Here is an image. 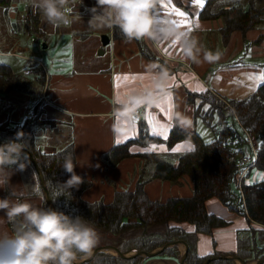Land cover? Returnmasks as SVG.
<instances>
[{
  "label": "crops",
  "instance_id": "0c3cea01",
  "mask_svg": "<svg viewBox=\"0 0 264 264\" xmlns=\"http://www.w3.org/2000/svg\"><path fill=\"white\" fill-rule=\"evenodd\" d=\"M206 1L202 0V4L197 5L195 0H160L156 9L161 20L171 19L173 21H179L182 18L178 17L172 9L183 11L188 24L181 25L179 28L195 36L202 50L208 47L210 32L217 36L219 57L215 60V64L209 67L208 62L204 61L201 55L199 60L201 74L194 70L191 60L182 57L179 43L156 44L149 39L128 42L123 38H113V28L101 31L102 35H108L109 44L105 47L102 43L101 46H93V50H90L91 56H88L99 66L101 57L107 53L109 63L106 67L89 72L77 71L69 76L63 68L52 70L38 62L42 78L39 83L40 97L37 99L40 106V118L51 119L54 125H36V144L44 151L53 152L65 143L73 142L76 169L92 181L91 186L82 195L84 200L110 203L116 191L132 190L141 175L142 180L146 181L145 192L151 200L163 202L170 197H190L192 182L189 176H183L174 183L149 179L153 167H145L144 160L140 157L133 156L112 166L104 162L103 156L112 147L137 139L139 124L142 123L150 136L160 138L162 142L147 143L144 147L134 143L130 146L131 153L137 155L142 152H152L176 164L177 157L189 151L192 146L187 141H181L169 148L165 141L172 128L176 126L175 112H180L190 119V124L186 128L178 127L179 129L196 132L199 118L194 116L195 103L187 102L189 95L211 93L222 100H241L255 92L264 82V40L256 43L259 35L264 33V25L258 26L260 29L253 38L248 36L258 27L246 34L233 32L228 42L224 43L220 32L223 27L222 19L203 20L199 17ZM234 1L242 6H247L252 2L256 8L264 9V0H218L214 8L217 11L220 8L229 7ZM94 6L95 0H83L82 4L80 0H71L66 5L72 10L70 12L74 21L72 24L79 25V29L75 32L81 38L95 31L82 27L91 18L86 9ZM28 11H32L29 0H12L7 11L0 7V58L18 56L28 60L29 63H37L30 57L17 54L12 50L17 42H22V36L30 33L26 23ZM78 13L81 19L78 18ZM39 19L40 29L44 33L41 15ZM74 35L73 30L72 36ZM139 42L144 45L146 52L155 61L141 51ZM10 47L12 48L9 49ZM100 50L103 54L97 57L100 54L96 53ZM74 53L76 54L75 51ZM82 54L84 53L78 54L79 60L88 61V58L81 59ZM149 64L162 66L168 71L169 81L166 89L168 95L159 104L141 107L131 121L121 118L118 111L119 105L115 103L116 99L126 95L132 89H143L149 85L145 70ZM118 77L119 80H117ZM125 77L128 79L125 80ZM203 77L208 78L209 81ZM14 94L16 92L1 96L0 102L8 104L11 109L10 113L8 112L9 119L14 123H21L32 107L25 106L22 118L15 116L16 103L11 97ZM44 104L46 108L43 107ZM47 112L52 116H47ZM233 125L236 126L237 123L233 122ZM69 138L70 140L66 142ZM170 157L174 159H169ZM252 172L253 170L248 177L252 175ZM255 176H258V173ZM10 186L15 188L0 189V198L14 192L12 199L27 200L41 207L42 198L37 195L38 183L30 166L23 172H16L12 175ZM235 188V186L232 187L233 190ZM205 208L208 213L226 221L227 225L214 229L211 235L202 234L197 237L195 251L199 257L236 255L239 251L238 239L257 241L264 237L263 226L253 222L248 223L245 217L229 211L216 198L207 200ZM0 216H3V213H0ZM16 226L17 222L0 220V230L11 232ZM249 228H251L250 232L247 230ZM177 251L178 254L183 255L184 246H177ZM2 254L0 251V255ZM253 259L254 257L248 258L250 264L256 263ZM141 264H179V258L166 255L155 256L144 259ZM233 264L240 263L235 261Z\"/></svg>",
  "mask_w": 264,
  "mask_h": 264
},
{
  "label": "trees",
  "instance_id": "16d2710c",
  "mask_svg": "<svg viewBox=\"0 0 264 264\" xmlns=\"http://www.w3.org/2000/svg\"><path fill=\"white\" fill-rule=\"evenodd\" d=\"M70 1L67 0L66 5ZM217 1L207 0L199 17L203 20L222 19L223 27L220 32L224 43L228 42L233 32L246 34L264 25V9L256 8L252 2L242 6L234 1L231 6L216 11L214 7ZM11 2L12 0H0V7L7 11ZM31 15H33L31 11H28L27 26L31 34L39 35L42 33L40 19L37 15L34 17ZM112 34L113 38L125 39L118 28H113ZM263 40L264 33L259 35L256 43ZM139 44L141 51L155 61L146 52L144 45L141 42ZM41 79L40 76L36 81L40 83ZM28 88L29 85L25 80L15 75L9 65L0 64V93L28 94ZM195 98H200L202 106H205L203 103L208 105L207 111H202V108L195 109L194 116L216 133L215 140L204 142L196 132L183 131L174 126L165 141L166 145L171 148L178 142L187 141L192 146L189 151L179 155L174 164L152 152H142L137 155L131 153L130 146L134 143L144 147L147 143L162 142L160 138L150 136L141 123L137 139L114 146L103 156L104 162L112 166L122 160L138 156L144 160L145 167H153L149 179L174 183L183 176H189L192 182L190 197H170L163 202L151 200L145 192L146 181L142 180L141 175L132 190L116 191L110 203L88 202L82 198V195L91 186L92 181L79 173L76 167L74 169L76 174L81 176L84 182L78 188L71 189L69 195L65 192L58 196L55 185L69 179V174L61 166L64 156L72 153L76 163L75 147L70 141L56 151L47 152L36 144V125H50L53 122L50 119L40 118L38 101H35L30 113L21 123H14L9 119L6 113L9 112L7 104L5 110L0 108V143L4 144L14 139L17 133H24L25 150L40 169L53 209L73 218L82 217L90 221L91 226L96 230L121 237L120 244L108 243L107 245L117 248L122 254L137 251L152 252L163 245L182 241L188 246L185 264H202L211 257L202 258L196 254L197 237L202 234L211 235L214 229L227 225L222 218L207 212L205 208L207 200L216 198L229 211L245 217L248 223L253 222L263 226L264 232V181L249 183L245 180L242 185L245 209L236 208L237 194L232 189L235 184L234 172L237 157L245 155L248 151L242 129L250 134L256 146L257 163L253 170L264 174V82L255 92L241 100H222L211 93H202L189 95L187 101L193 103ZM3 112L7 114H4L5 118L2 117ZM229 119L237 125L230 124ZM242 145L247 148V151ZM27 158L30 161L28 156ZM29 166L38 183L37 195L42 198L41 207L49 208L43 198V190L31 161ZM247 230L250 232L251 228ZM260 239L264 242V237ZM237 244L239 251L236 256L247 262L248 257L254 254L249 248L250 239H238ZM261 251L263 253L257 254L259 256H256L255 260H264V243ZM86 255H79L77 260ZM164 255L178 258L177 246L165 248L158 256ZM144 259L148 258L135 256L123 259L117 255L99 252L91 260L79 264H141ZM232 263H234L232 260H220L211 264Z\"/></svg>",
  "mask_w": 264,
  "mask_h": 264
},
{
  "label": "clouds",
  "instance_id": "9594fccd",
  "mask_svg": "<svg viewBox=\"0 0 264 264\" xmlns=\"http://www.w3.org/2000/svg\"><path fill=\"white\" fill-rule=\"evenodd\" d=\"M160 0H95V6L86 9L90 14L88 27L92 30L118 28L128 42L149 39L156 44L179 43L182 57L199 62L201 55L206 62L218 59L219 53L202 50L198 39L182 31L171 19L161 20L156 12ZM34 13L54 29L68 27L74 21L67 0H29ZM83 0H80V4ZM78 18L81 19L78 13ZM149 85L132 89L116 99L121 118L130 121L144 106L156 105L168 95L166 89L169 73L166 68L149 64L146 66ZM177 127L186 128L190 119L175 112ZM24 133L0 145V189L10 186L11 176L23 172L30 164L25 152ZM69 179L57 184L58 196L78 188L84 181L76 174L72 153L64 156L61 165ZM99 167V165H97ZM15 188V187H12ZM15 193L0 198V220L17 222L11 231L0 230V264H75L79 255L89 254L100 240L99 233L90 221L82 217H70L52 208L38 207L27 200L12 199Z\"/></svg>",
  "mask_w": 264,
  "mask_h": 264
},
{
  "label": "rangeland",
  "instance_id": "374dc122",
  "mask_svg": "<svg viewBox=\"0 0 264 264\" xmlns=\"http://www.w3.org/2000/svg\"><path fill=\"white\" fill-rule=\"evenodd\" d=\"M86 1V0H84ZM31 17L38 16L39 14H36L31 11ZM41 25L44 30V33H41L39 35L31 34V32L27 35L25 34L22 39V42L18 43L16 47L12 48L10 47L9 49L12 48V50L15 51V53L24 55L26 57H30L32 61L37 62L36 64L29 63L28 60L19 58L18 56H11V57H1L0 58V64H7L9 65L15 75L22 77L25 82L29 85L28 88V94L26 93H21V92H16V94L12 95V99L15 101V116L17 115L18 118H22L25 112V106H31L33 105V102L40 97V84L36 81L38 77H40L39 73V66L38 62H40L43 66H46L49 69H58V70H63L67 71V74L69 73V76L72 75L74 72H89V71H94L97 68H102L108 66V55L104 57H101V64L99 66L96 64V62H92L90 57L88 56L91 54L90 50H93V46L96 47V45L101 46V31L106 29H101V30H95L92 31L91 33H87V36L84 38H81L80 35L78 36V33L75 32V30L79 29V25L75 26L73 24L70 25V27L66 28L64 26H61L58 29H54L51 25H48L43 17L41 16ZM262 26V25H261ZM83 28L85 29H90L88 27V23H85L82 25ZM260 29V27L254 29L251 34H249V38H253L256 36L257 31ZM74 30V36H72V31ZM79 32V31H78ZM83 34V33H81ZM78 36V39H77ZM77 39V40H76ZM208 47H206L203 50H210L213 53H217V36L213 35V32L209 33V40H208ZM43 45L46 47L43 48ZM1 49V48H0ZM76 52V54L74 53ZM99 51H97L96 54H98ZM82 54L81 59L88 58V61H80L79 60V55ZM91 56V55H90ZM96 56V55H95ZM102 56V55H97V57ZM90 59V60H89ZM33 64V65H32ZM215 61L208 62L209 67L211 65H214ZM98 66V67H97ZM192 66L195 68L199 74H201V68H200V63L199 62H193L192 61ZM205 78V80L209 81L208 78ZM4 97L5 95L0 93V97ZM196 101V102H195ZM195 106L196 109L202 108V111H207L208 110V105L206 103L205 106H202L200 98H195ZM188 102V101H187ZM190 103V102H189ZM8 105V104H7ZM30 107V108H31ZM44 108H46V104L43 105ZM0 108L1 110H5L6 104L0 102ZM10 111V109L8 110ZM9 116V113L6 112ZM3 112L2 117L5 118L7 114ZM47 116L51 117L52 115L50 113H46ZM1 116V115H0ZM12 116V115H11ZM60 116V115H59ZM24 119V118H23ZM48 119V118H47ZM51 120V119H50ZM53 121V120H52ZM230 124H233L231 119L228 120ZM54 121L50 123V125H53ZM196 132L197 134L201 137V139L204 142H210L212 140H215L217 135L215 132H213L211 129H209L200 119L197 120V126H196ZM70 138L66 141L68 142ZM37 139V143H38ZM245 151H247V148L242 145ZM169 159H174V157H170ZM258 173V176H255V174ZM264 174L258 171L253 170L252 175L247 178V182L253 183L256 181L263 180ZM236 189V188H235ZM234 192L237 194L236 190ZM99 233V236L102 237L100 238L101 240L97 244V247L107 245L108 243L111 244H120L121 243V237L119 236H114L112 234H109L107 232H101L96 230ZM261 239L259 238L257 241H250V249L254 254H251V257L259 256L257 254H262L263 252L262 247H263V241H260ZM179 246V245H177ZM161 248V247H160ZM248 248V249H249ZM159 249V248H158ZM157 250V249H155ZM154 250V251H155ZM261 252V253H260ZM112 254V252H105ZM131 254V253H128ZM179 256V257H178ZM178 258H180V254H178ZM218 256V255H217ZM249 258V257H248ZM79 260V259H78ZM261 260V259H259ZM233 261V260H232ZM258 261V260H255ZM235 262V261H234ZM238 262V261H237ZM250 261L248 260L246 263H249ZM180 264V263H179ZM233 264V263H232Z\"/></svg>",
  "mask_w": 264,
  "mask_h": 264
},
{
  "label": "water",
  "instance_id": "95a60500",
  "mask_svg": "<svg viewBox=\"0 0 264 264\" xmlns=\"http://www.w3.org/2000/svg\"><path fill=\"white\" fill-rule=\"evenodd\" d=\"M109 41H110V39H109L108 35L103 34L101 36V43H102L103 47L107 46L109 44ZM45 47L46 46L43 45V48H45ZM99 54L102 55L103 51L100 50ZM0 145H2V143H0ZM25 152L27 153V156L30 158V161L33 164L34 169L38 175L39 182H40V185H41L42 190H43V198H44L45 202L47 203L48 207L53 209L51 202H50V199H49L47 188L44 184V178L40 172V169L37 166V164L35 163V161L33 160V158L30 156L28 151L25 150ZM177 245H183L184 246V253H183V255L180 256L179 263L185 264L186 254L188 252V246H187V244H185L182 241H176V242H172L170 244L163 245L161 248H159L155 251H152V252L137 251V252H133L131 254H122L117 248L110 246V245H104V246H100V247L93 249L91 253L86 255L88 257H86V258L82 257L81 259L76 260L75 263L79 264V263L87 262V261L91 260L95 256V254H97L99 252H107V250L115 251L116 255L119 256L120 258H123V259L132 258L135 256L144 257V258H151V257L158 256L160 254V252H162V250H164L165 248H169V247L177 246ZM220 260H233V261H238L240 264H248L236 255L214 256V257H211V258L205 260L202 264H211L214 261H220ZM255 264H264V260H258V261H256Z\"/></svg>",
  "mask_w": 264,
  "mask_h": 264
},
{
  "label": "built area",
  "instance_id": "2783aa9c",
  "mask_svg": "<svg viewBox=\"0 0 264 264\" xmlns=\"http://www.w3.org/2000/svg\"><path fill=\"white\" fill-rule=\"evenodd\" d=\"M242 130L246 137L248 151L245 155H238L235 163L234 186L236 187V191H237V200H236L237 209H241V208L245 209V201L243 198L242 185L245 182V180L248 178L249 173L255 168L257 163V152L253 138L245 129Z\"/></svg>",
  "mask_w": 264,
  "mask_h": 264
},
{
  "label": "snow or ice",
  "instance_id": "6c2138e0",
  "mask_svg": "<svg viewBox=\"0 0 264 264\" xmlns=\"http://www.w3.org/2000/svg\"><path fill=\"white\" fill-rule=\"evenodd\" d=\"M195 3L197 5H201L202 4V0H195ZM172 11L178 16V17H181L182 19L179 20V21H174L177 25V27L181 26V25H187L188 24V21H187V18H186V14L183 12V11H179L178 9H175L173 8ZM120 78L118 77L117 80H119ZM125 80H127L128 78L125 77L124 78ZM119 86V85H117ZM154 150V149H153ZM179 149H177L178 151ZM261 178H264V177H261Z\"/></svg>",
  "mask_w": 264,
  "mask_h": 264
},
{
  "label": "bare ground",
  "instance_id": "6f19581e",
  "mask_svg": "<svg viewBox=\"0 0 264 264\" xmlns=\"http://www.w3.org/2000/svg\"><path fill=\"white\" fill-rule=\"evenodd\" d=\"M107 252H112L113 255H116L115 251H113V250H107ZM86 257H88V256H84V258H86Z\"/></svg>",
  "mask_w": 264,
  "mask_h": 264
}]
</instances>
